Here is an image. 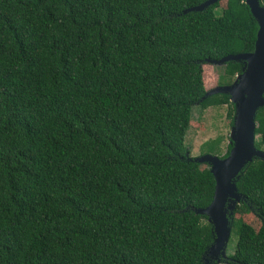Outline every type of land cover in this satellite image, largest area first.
Here are the masks:
<instances>
[{
  "label": "trees",
  "instance_id": "16d2710c",
  "mask_svg": "<svg viewBox=\"0 0 264 264\" xmlns=\"http://www.w3.org/2000/svg\"><path fill=\"white\" fill-rule=\"evenodd\" d=\"M205 1L0 0V264H202L216 184L187 156L192 109L226 106L232 127L228 95L200 102L222 86L206 60L258 31L245 0L179 16ZM256 122L264 151V108ZM236 186L221 264H264V161Z\"/></svg>",
  "mask_w": 264,
  "mask_h": 264
},
{
  "label": "water",
  "instance_id": "95a60500",
  "mask_svg": "<svg viewBox=\"0 0 264 264\" xmlns=\"http://www.w3.org/2000/svg\"><path fill=\"white\" fill-rule=\"evenodd\" d=\"M217 2L219 0H206L198 6L186 9L179 16L202 12ZM245 3L258 24L254 51L229 55L220 60L207 59L206 63L214 66L241 62L244 68L230 85L217 86L208 91L200 101L217 94L230 97L235 109L229 134L232 148L226 158L210 154L197 158L189 157L190 161L197 164L208 165L216 184L212 203L205 209L196 210L199 215L207 217L215 236L202 257V264H221L228 259L225 254L231 237L233 215L236 206L243 199L238 192L236 181L254 160L264 161V151L255 146L256 116L258 111L264 108V0H245Z\"/></svg>",
  "mask_w": 264,
  "mask_h": 264
},
{
  "label": "rangeland",
  "instance_id": "374dc122",
  "mask_svg": "<svg viewBox=\"0 0 264 264\" xmlns=\"http://www.w3.org/2000/svg\"><path fill=\"white\" fill-rule=\"evenodd\" d=\"M207 69L208 73H211L215 77L211 85H207L208 88L216 87V85L227 84V81L222 78L223 66H214L209 64ZM192 126L189 128L186 135V146L189 149V156L191 158H197L202 155H214L219 158L226 153L227 145L229 143L228 137L230 134V121L227 118L226 106H213L208 109H203L199 105H195L192 109ZM221 139L220 149L211 151L207 147V143ZM207 166V165H202ZM232 232L231 239L227 245L225 257H229L234 253L236 238Z\"/></svg>",
  "mask_w": 264,
  "mask_h": 264
}]
</instances>
